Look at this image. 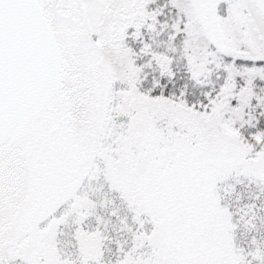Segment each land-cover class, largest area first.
<instances>
[{
    "label": "snow or ice",
    "instance_id": "6c2138e0",
    "mask_svg": "<svg viewBox=\"0 0 264 264\" xmlns=\"http://www.w3.org/2000/svg\"><path fill=\"white\" fill-rule=\"evenodd\" d=\"M0 264H264V0H0Z\"/></svg>",
    "mask_w": 264,
    "mask_h": 264
}]
</instances>
